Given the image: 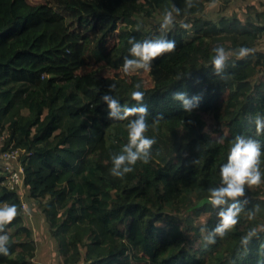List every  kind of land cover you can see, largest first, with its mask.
<instances>
[{"label": "trees", "instance_id": "1", "mask_svg": "<svg viewBox=\"0 0 264 264\" xmlns=\"http://www.w3.org/2000/svg\"><path fill=\"white\" fill-rule=\"evenodd\" d=\"M19 1L0 0V205L15 204L19 213L0 233L9 237L0 264L37 262L30 222L38 218L57 264H264V177L245 188L235 227L205 243L219 222L208 189L220 185L237 135L260 142L264 173V133L253 122L264 116L263 13L246 7L240 16L205 15L231 0H193L187 11L186 0H43L24 14ZM173 5L181 13L161 32ZM153 38L174 40L175 49L151 62V85L119 75L129 39ZM216 46L253 51L231 56L221 78L210 63ZM137 84L148 107L146 135L156 143L147 164L115 178L111 156L127 143L128 120L108 119L101 98L133 106ZM176 92L199 96L198 106L185 112ZM158 114L163 119L153 125ZM15 150L16 161L1 158ZM18 168L22 191L8 187Z\"/></svg>", "mask_w": 264, "mask_h": 264}, {"label": "clouds", "instance_id": "2", "mask_svg": "<svg viewBox=\"0 0 264 264\" xmlns=\"http://www.w3.org/2000/svg\"><path fill=\"white\" fill-rule=\"evenodd\" d=\"M193 6V0H186L185 11ZM173 13L180 15L181 9L174 5L171 10L165 9L163 22L160 25L161 32H166L172 26ZM184 27L187 28L188 25H184ZM128 43L130 45L128 55L124 57L121 69L125 75L140 69L148 71L152 61L175 49V41L167 38L145 39L142 42L129 39ZM252 51L251 48L244 46L227 51L223 46L214 47V55L210 60L213 74L223 78L227 61L231 56L244 59ZM134 87L135 90L130 93L131 101L135 102L133 106L127 104L122 106L113 95L104 94L101 98L102 102L107 105L108 119L128 120L126 125L127 143L122 146L118 154L111 156L110 174L120 179L131 173L138 161L147 164L151 158L150 149L156 143L155 139L146 135L149 124L147 121L148 107L143 103L145 93L139 90V84ZM114 90L115 85H110L109 92H114ZM172 99L178 102L185 112L190 113L198 106L201 98L199 96L189 98L186 92H176L173 93ZM130 117L135 118L129 119ZM162 119L163 114H158L153 119V125L158 124ZM253 122L257 134L264 133V116L259 113L256 114ZM261 156V144L255 139L237 135L231 142L227 153V162L219 169L220 185L208 189L207 200L213 209H219V222L205 237L206 244H214L217 236L223 238L238 223V217L244 210V204L247 203V201H244V204L240 203V198L245 195V188L258 187L262 182V177H264V173L260 169ZM258 210L259 206H256L253 211H249V217ZM18 214L15 204L4 203L0 205V233L5 232V226L11 224ZM252 234L249 233V236L243 238L244 244L248 243ZM8 240L7 234H0V253L4 255L8 254L6 247Z\"/></svg>", "mask_w": 264, "mask_h": 264}, {"label": "rangeland", "instance_id": "3", "mask_svg": "<svg viewBox=\"0 0 264 264\" xmlns=\"http://www.w3.org/2000/svg\"><path fill=\"white\" fill-rule=\"evenodd\" d=\"M19 1V0H18ZM6 2H12V0H6ZM20 2V1H19ZM43 0H23L20 2L21 5H17L18 11H21L22 13L29 12V9H33L35 7H40L42 5ZM246 7H253L255 8L259 13H263V17L261 18L259 23H263L264 25V0H231L230 3L226 6H222L219 3H215L210 5L205 15L209 19H215L217 17H230L233 13H237V15H242V13L246 12ZM252 10V9H251ZM145 20L144 17H139L138 20ZM42 27V26H41ZM47 31L50 30V28L46 29ZM48 34V32H47ZM260 51L264 52V38L262 39V43L259 45ZM119 75L122 77H125L127 79L136 78L138 79L144 86H150V76H149V70L144 71L142 69L135 70L130 72L129 74L125 75L122 70L118 71ZM202 118L205 120L207 125V130H212V121L211 117L209 115H202ZM40 231H38V234H34L35 238V247H36V253L35 258L40 260V262H47V264H54V256L53 252L55 251V247L52 243V241L46 236V231L44 229L39 228ZM38 263V262H36ZM35 263V264H36ZM42 264V263H40Z\"/></svg>", "mask_w": 264, "mask_h": 264}, {"label": "built area", "instance_id": "4", "mask_svg": "<svg viewBox=\"0 0 264 264\" xmlns=\"http://www.w3.org/2000/svg\"><path fill=\"white\" fill-rule=\"evenodd\" d=\"M19 151V150H18ZM18 151H10V152H5L2 154L1 158L8 163V161H16L18 157ZM20 152V151H19ZM23 174H22V169L18 168L16 172H14L9 178H8V187L10 189H14L20 191L23 187ZM22 191V190H21ZM21 209L25 210V203L23 202L21 205ZM40 264V263H36Z\"/></svg>", "mask_w": 264, "mask_h": 264}, {"label": "crops", "instance_id": "5", "mask_svg": "<svg viewBox=\"0 0 264 264\" xmlns=\"http://www.w3.org/2000/svg\"><path fill=\"white\" fill-rule=\"evenodd\" d=\"M38 220H39V223H34V222H30V225H31V227L33 226V231H34V233H36V234H38V231H40V229L39 228H41V229H44L45 231H46V228H45V226H44V222L40 219V218H38ZM46 236L50 239V237H49V234H48V232L46 231ZM51 240V239H50ZM34 243H35V238H34ZM53 256H54V264H57V262H58V258H57V252H56V249H55V251L53 252ZM35 261H37L38 263H42V264H47V262L45 263V260H44V262H39L40 260H38V259H36L35 258Z\"/></svg>", "mask_w": 264, "mask_h": 264}]
</instances>
